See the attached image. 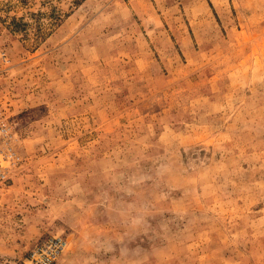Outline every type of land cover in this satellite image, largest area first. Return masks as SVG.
<instances>
[{"label":"rangeland","instance_id":"374dc122","mask_svg":"<svg viewBox=\"0 0 264 264\" xmlns=\"http://www.w3.org/2000/svg\"><path fill=\"white\" fill-rule=\"evenodd\" d=\"M0 264H264V0H0Z\"/></svg>","mask_w":264,"mask_h":264},{"label":"built area","instance_id":"2783aa9c","mask_svg":"<svg viewBox=\"0 0 264 264\" xmlns=\"http://www.w3.org/2000/svg\"><path fill=\"white\" fill-rule=\"evenodd\" d=\"M15 161L12 147V134L6 121H0V190L9 181V170ZM66 241L61 237H54L40 242L28 255L24 264H55L63 253Z\"/></svg>","mask_w":264,"mask_h":264}]
</instances>
